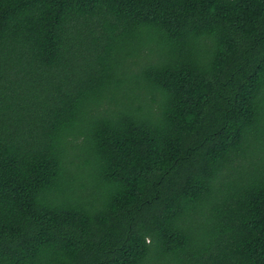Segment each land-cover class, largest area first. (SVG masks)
<instances>
[{
  "label": "trees",
  "instance_id": "obj_1",
  "mask_svg": "<svg viewBox=\"0 0 264 264\" xmlns=\"http://www.w3.org/2000/svg\"><path fill=\"white\" fill-rule=\"evenodd\" d=\"M0 264H264V0H0Z\"/></svg>",
  "mask_w": 264,
  "mask_h": 264
}]
</instances>
